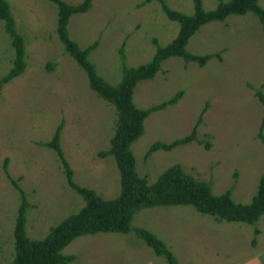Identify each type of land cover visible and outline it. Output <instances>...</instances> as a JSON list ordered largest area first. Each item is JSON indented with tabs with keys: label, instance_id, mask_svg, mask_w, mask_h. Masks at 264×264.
Returning <instances> with one entry per match:
<instances>
[{
	"label": "rangeland",
	"instance_id": "obj_1",
	"mask_svg": "<svg viewBox=\"0 0 264 264\" xmlns=\"http://www.w3.org/2000/svg\"><path fill=\"white\" fill-rule=\"evenodd\" d=\"M166 1L172 9L195 11L193 0ZM222 1L231 0L203 3L211 10ZM9 2L16 29L25 37L27 68L0 90V264H13L16 255L22 193L13 180L32 205L27 214L31 240H43L52 226L85 204L69 187L56 151L43 145L60 123V144L74 180L107 200L121 188L114 157L100 156L110 147L116 107L90 87L85 70L66 53L57 32V6L50 0ZM258 3L264 9V0ZM67 29L81 49L97 43L89 61L98 75L118 85L123 65L149 63L159 47L170 45L179 24L159 0H92L87 12L71 15ZM186 50L214 57L203 67L169 58L154 79L140 81L134 90V101L142 108L183 91L176 103L146 117L144 132L132 144L137 170L153 184L167 168L180 164L209 183L214 194L231 189L234 201L249 204L264 173V144L258 135L262 124L264 133V105L256 94H264L263 24L251 11L232 14L202 26ZM15 57L0 19V78L14 67ZM201 115L197 140L147 156L155 142L189 133ZM137 228L163 240L179 264H264V213L254 224L219 221L191 205L142 208L134 215L131 232L81 236L61 253L75 256L70 264H167L138 237Z\"/></svg>",
	"mask_w": 264,
	"mask_h": 264
},
{
	"label": "trees",
	"instance_id": "obj_2",
	"mask_svg": "<svg viewBox=\"0 0 264 264\" xmlns=\"http://www.w3.org/2000/svg\"><path fill=\"white\" fill-rule=\"evenodd\" d=\"M58 8L57 32L66 53L75 60L77 65L85 70L90 87L105 100L113 103L117 111L115 131L110 141V147L102 150L100 156L112 155L120 171V192L117 197L107 200L85 186L79 185L73 178V169L60 144L62 123H60L51 140L43 143L56 151L64 168L69 187L78 192L85 201L77 213L65 218L61 223L52 226L43 240H31L27 233V214L32 206L25 190L16 180V186L21 190L22 203L19 208L15 226L16 255L13 264H70L75 261L73 255H63L62 250L76 238L98 233L127 234L132 230L134 215L142 208L191 205L202 213L214 216L217 220L229 222H244L254 224L264 213V173L262 174L256 195L249 204L236 202L232 198V190L216 195L211 185L187 173L180 164H174L164 171L159 179L151 184L137 170L132 144L145 130V119L154 110L163 109L176 103L183 91L176 92L168 100L142 108L134 101V90L142 80L154 79L162 69V64L169 58H183L185 61L198 62L202 67L213 58V55H195L186 50L189 38L196 34L205 24L212 21H225L232 14L253 12L259 16L264 30V9L259 0L222 1L215 9L207 10L203 0H193L192 14L172 9L166 0H159L168 17L179 24L177 35L166 47H159L153 60L136 67L123 65L122 80L118 85H112L96 72L94 64L89 61V55L97 46L94 43L86 49H81L68 32L67 24L71 15L87 12L92 0H84L78 4H69L64 0H50ZM151 0H146L149 2ZM0 19L5 21L6 30L16 49L14 67L0 78V90L14 78L22 75L27 68V50L25 37L18 33L16 21L9 0H0ZM158 45V41L155 40ZM122 58L124 56L122 54ZM264 105V94L256 92ZM205 110V109H204ZM198 120L192 130L171 142H155L148 150L151 156L158 150H171L198 139L197 128L202 120ZM264 120V118H263ZM261 125L258 133L264 144V133ZM209 149L210 143L206 144ZM138 237L151 247L156 255L165 258L167 264H179L174 254L165 242L150 230L137 228ZM255 235L259 229H255Z\"/></svg>",
	"mask_w": 264,
	"mask_h": 264
}]
</instances>
